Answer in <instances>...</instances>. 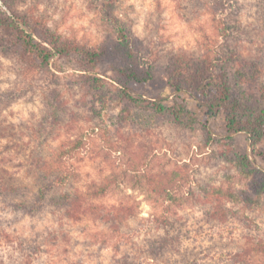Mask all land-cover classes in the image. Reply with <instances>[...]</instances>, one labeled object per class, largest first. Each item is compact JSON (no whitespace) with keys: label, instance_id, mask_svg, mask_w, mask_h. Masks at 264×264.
<instances>
[{"label":"rangeland","instance_id":"374dc122","mask_svg":"<svg viewBox=\"0 0 264 264\" xmlns=\"http://www.w3.org/2000/svg\"><path fill=\"white\" fill-rule=\"evenodd\" d=\"M104 2L15 0L14 8L40 28L86 48L116 46L113 26H125L131 43L138 44L142 66H151L153 74L149 81L126 84L135 96L151 101L163 97L168 106L178 99L168 82L189 76L191 62L224 47L217 38L220 17L213 21L212 10L199 0H112L111 7ZM231 2L242 20L243 54L261 59L264 71V0ZM81 59L80 54L55 57L40 69L0 52V181L18 189L8 200L35 198L42 180L34 162L40 156L55 158L65 141L80 147L64 155L70 180L55 193L78 192L87 199V212L81 215L70 217L68 209L46 203L32 215L13 209L0 194V264L150 263L147 239L164 233L153 221L157 217L181 218L195 230L186 235L176 264H197L194 257L198 264H228L231 254L249 244L250 235L264 238V158L257 156L264 154V139L251 146L243 133L228 138L222 116L181 127L169 116H159L149 103L128 101L121 96L123 78L113 67L116 61L108 55L94 68L102 78L106 105L92 104ZM53 88L67 106L58 121L46 104ZM187 105L193 109L191 98ZM238 155L250 157L253 171ZM173 174V197L166 199L154 190V182ZM205 184L237 192L249 203L191 196V190L198 193ZM234 205L240 217L220 215L212 225L195 227L201 208ZM94 206L113 209L116 226L100 220ZM255 262L261 264L260 257Z\"/></svg>","mask_w":264,"mask_h":264},{"label":"trees","instance_id":"16d2710c","mask_svg":"<svg viewBox=\"0 0 264 264\" xmlns=\"http://www.w3.org/2000/svg\"><path fill=\"white\" fill-rule=\"evenodd\" d=\"M0 1L4 7L3 9L0 6V52L18 57L22 61L35 63L40 69L51 64L55 57L63 58L72 54H80L82 56L81 63H84L81 69L85 72L83 74L90 86L88 93L93 97L92 104L94 100L95 104L99 102L102 107L106 105V91L103 90L101 84L102 78L98 76L94 68L99 61H102L103 56L108 55L116 61L113 67L123 78V82H120L122 85L121 96L128 101L136 105L144 102L149 103L155 109V113L162 117L169 116L168 119H172L176 125L181 127L205 125L211 119L222 116L228 138L243 133L247 135L251 146H255L264 139L263 62L258 57L250 58L243 54L240 32L242 31V20L232 8V0H199L201 4L210 7L213 21H217L220 17V21L216 24L217 38L219 42L225 44L221 50H214L215 54H212V57L205 55L202 60L191 62L188 69L189 76L168 82L178 96V99L170 106L164 103L166 99L163 97L151 101L140 95L135 96L134 89L126 84L127 82L149 81L153 74L151 66H142L143 63L135 51L138 44L131 43L130 32L125 26L120 24L113 26L117 33L116 38H118L116 46L119 49L115 45L98 49L86 48L64 40L48 28H40L37 22H33L29 16L14 8L15 0ZM103 5L111 7L112 0H105ZM229 10H231L230 13ZM52 90V93L46 95L48 102L46 104L52 108V113L58 121L59 113H67V106L61 92L57 88ZM187 98L193 100V109L187 105ZM78 147H80L78 142L72 145L65 141L55 158L38 157L34 163L42 184L31 201L8 200V196L17 192L18 189L16 187L7 188L1 181L0 194L7 197V203L13 209L32 215L40 211L45 203L57 208L68 209L70 217L71 213L76 215L86 213L87 208L83 206V203L87 199L83 193H71L70 191L55 193L70 180L64 155L71 154ZM257 156L264 158L263 153H259ZM238 160L248 170L253 171L250 168L252 160L248 155H238ZM176 180L175 174L172 177H161L157 182H154V190L166 199H171L173 196L169 187ZM199 189L198 193L191 190V196L211 202L212 198L217 201L230 198L232 199L230 202L237 205L241 204L242 200L249 203L247 197H240L237 192L221 188L212 189V186L207 184L200 186ZM261 191L264 192L263 185ZM254 201L255 198L253 203ZM255 202L260 204V198ZM232 208L222 206L201 208L199 210L200 218L194 225L198 227L197 229L203 222L212 225L220 215L224 218L230 214L240 217L241 214L236 205ZM94 211L100 220L116 226L118 214L113 209L106 210L94 206ZM164 219L161 220V217H157L153 220L157 226L163 228L164 233L159 237L152 236L147 239L145 252L152 261L146 264H158L159 260L168 264L181 262V246L189 237L186 235L190 231H195L189 228L187 221L180 220L181 218L173 217L170 221L167 218ZM243 219H247V217H243ZM247 226L254 228L251 224H247ZM249 238L251 239L248 245L241 247L231 254L230 258H227L228 264H260L255 262L257 257H260L261 264H264V238H256L252 235ZM194 259L198 264V259L196 257ZM122 264L133 263L125 260Z\"/></svg>","mask_w":264,"mask_h":264}]
</instances>
